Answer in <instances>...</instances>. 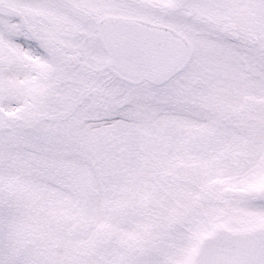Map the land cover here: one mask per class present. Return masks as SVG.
<instances>
[{"label": "snow or ice", "instance_id": "obj_1", "mask_svg": "<svg viewBox=\"0 0 264 264\" xmlns=\"http://www.w3.org/2000/svg\"><path fill=\"white\" fill-rule=\"evenodd\" d=\"M0 264H264V0H0Z\"/></svg>", "mask_w": 264, "mask_h": 264}]
</instances>
